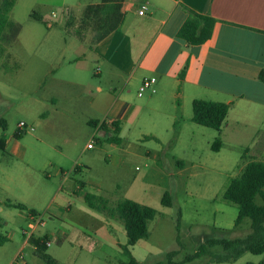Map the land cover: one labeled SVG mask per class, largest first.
I'll return each mask as SVG.
<instances>
[{
    "label": "rangeland",
    "instance_id": "374dc122",
    "mask_svg": "<svg viewBox=\"0 0 264 264\" xmlns=\"http://www.w3.org/2000/svg\"><path fill=\"white\" fill-rule=\"evenodd\" d=\"M21 2L12 20L25 21ZM26 35L24 31L16 46L0 41V121L5 122L4 129L0 126L5 142V150H0V264H13L19 253L25 264H45L29 245L22 246V231L34 238L48 235L46 253L57 264L127 262L121 250L126 245L124 226L114 212L124 198L157 212L148 223V237L130 248L142 264L165 262L173 250L178 252L174 260L180 262L208 238H242L250 232L248 218L234 226L238 209L222 198L243 165V147L223 144L219 136L208 144L191 143L194 123L183 129L177 123L161 142L144 136L150 130L143 126L125 125L117 135L119 141L109 142L107 134L89 122L95 115L90 113L89 99L98 100L94 87L78 92L72 101L61 100L57 110L52 108L45 88L49 79L43 77L44 66L38 62L42 58L29 56L23 45ZM32 42H40L38 35ZM17 132L20 139L14 138ZM165 193L172 198L170 207L161 204ZM86 194L95 197L91 205ZM7 202L26 209L8 207ZM255 203L262 204L259 197ZM28 210L37 212L44 224L31 230ZM211 251L218 254L221 248ZM262 262L264 253L247 252L236 261L211 264ZM186 264H210L209 257Z\"/></svg>",
    "mask_w": 264,
    "mask_h": 264
},
{
    "label": "crops",
    "instance_id": "0c3cea01",
    "mask_svg": "<svg viewBox=\"0 0 264 264\" xmlns=\"http://www.w3.org/2000/svg\"><path fill=\"white\" fill-rule=\"evenodd\" d=\"M20 5L25 21L11 18L21 25L13 44L27 32L23 45L33 60L42 58L54 110L61 100L72 101L94 87L98 100L89 99L91 125L102 130L101 123H114L119 132L125 125L143 126L150 130L144 136L161 142L177 123L181 129L192 123L194 100L226 103L230 108L219 132L194 124L190 142L208 144L219 136L223 144L243 147L240 171L249 161L264 162V0H24ZM188 10L215 20L210 38L200 45L178 37ZM35 35L38 44L32 42ZM150 78L156 80L154 92L138 96ZM102 132L107 139L112 135L110 128ZM22 235V246L35 254L33 235Z\"/></svg>",
    "mask_w": 264,
    "mask_h": 264
},
{
    "label": "trees",
    "instance_id": "16d2710c",
    "mask_svg": "<svg viewBox=\"0 0 264 264\" xmlns=\"http://www.w3.org/2000/svg\"><path fill=\"white\" fill-rule=\"evenodd\" d=\"M16 0H0V41H4L5 45L10 46L17 38L21 25L13 21H9L8 14L15 5ZM188 18L178 32V37L187 42L189 45H200L207 41L215 24V20L196 14L188 10ZM31 18L41 21L36 15L32 14ZM261 81L264 82V73L260 75ZM230 105L220 102H212L205 100H194L191 105L192 117L190 121L196 125L215 130L219 132L221 125L227 117ZM94 126L97 123L93 124ZM0 126L4 129L5 122L0 121ZM112 135L107 139L111 143H117L116 135L119 133L118 126L114 123H101L100 129L108 131L109 128ZM15 139H20L21 134L15 133ZM151 138V137H150ZM220 139L217 138L215 146H219ZM0 150H5V142L0 138ZM181 166V163H178ZM259 197L262 204L257 205L255 199ZM223 200L229 204L235 205L238 214L234 222V226L238 227L246 218L250 220V232L242 238L227 237H211L200 244L197 250L190 255L184 256L183 260L176 262L175 256L177 251L173 250L166 254L165 262L158 261L152 264H186L204 256L209 257V263H227L239 259L244 253L253 255H261L264 253V162L252 160L245 164L238 175L231 178L223 193ZM85 201L91 205L95 199L93 195H84ZM161 204L166 207L172 205V198L165 193ZM6 206L25 210L26 207L21 204L7 202ZM114 212L122 221L125 235L126 245L121 247L123 254L128 261L122 264H142L137 261L131 254L130 248L135 246L140 240L148 237V223L153 220L157 214L156 210L136 203L130 199H121L116 204ZM28 216H38L34 210H28ZM180 217V213H178ZM179 221V219H178ZM179 225H177V230ZM48 242L47 236L29 239V243L35 248L36 255L45 264H57L56 261L46 253ZM216 247L221 248V252L215 254L211 251ZM260 264H264L263 262Z\"/></svg>",
    "mask_w": 264,
    "mask_h": 264
},
{
    "label": "built area",
    "instance_id": "2783aa9c",
    "mask_svg": "<svg viewBox=\"0 0 264 264\" xmlns=\"http://www.w3.org/2000/svg\"><path fill=\"white\" fill-rule=\"evenodd\" d=\"M143 10H144V8H142V9L138 12V14H139V15H142V14L144 13ZM155 81H156L155 78H150V79H146V80H144V81L141 83L140 87H139V90H138V96H141L142 93H143L144 91H147V90H150V91L154 92V90H153V85H154ZM24 127H25V124H24V123L21 122V123L18 124V128H19L20 130H22V128H24ZM92 147H93V145H92L91 143H89V144L87 145V148H88V149H91ZM29 220H30L29 228H30L31 230H33V229L35 228V226H37V225H42V224H43L42 220H39V219H38V216H30V217H29ZM22 233H23V234H26L25 231H22ZM46 246H49V242L46 243ZM15 263H16V264H17V263H19V264H24V260H23V257H22V254H21V253H19V254L16 255V257H15Z\"/></svg>",
    "mask_w": 264,
    "mask_h": 264
}]
</instances>
